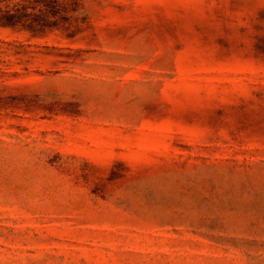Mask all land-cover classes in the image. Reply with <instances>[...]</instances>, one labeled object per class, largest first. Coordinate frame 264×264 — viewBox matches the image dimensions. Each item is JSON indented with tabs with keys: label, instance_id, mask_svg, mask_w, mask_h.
<instances>
[{
	"label": "rangeland",
	"instance_id": "374dc122",
	"mask_svg": "<svg viewBox=\"0 0 264 264\" xmlns=\"http://www.w3.org/2000/svg\"><path fill=\"white\" fill-rule=\"evenodd\" d=\"M0 264H264V0H0Z\"/></svg>",
	"mask_w": 264,
	"mask_h": 264
}]
</instances>
